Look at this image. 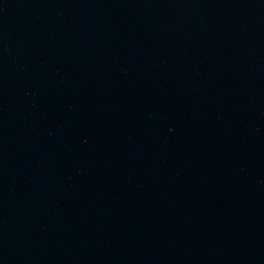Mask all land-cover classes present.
<instances>
[{
    "label": "water",
    "instance_id": "95a60500",
    "mask_svg": "<svg viewBox=\"0 0 264 264\" xmlns=\"http://www.w3.org/2000/svg\"><path fill=\"white\" fill-rule=\"evenodd\" d=\"M0 264H264V0H0Z\"/></svg>",
    "mask_w": 264,
    "mask_h": 264
}]
</instances>
